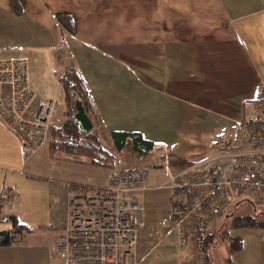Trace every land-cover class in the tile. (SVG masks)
Segmentation results:
<instances>
[{
    "label": "crops",
    "instance_id": "obj_1",
    "mask_svg": "<svg viewBox=\"0 0 264 264\" xmlns=\"http://www.w3.org/2000/svg\"><path fill=\"white\" fill-rule=\"evenodd\" d=\"M60 12L74 16V33L58 22ZM0 57H26L33 88L41 98H55L58 113L62 98L67 105L59 76L77 71L90 100L87 110L76 93L77 113L87 114L91 128H81L77 113L75 119L82 131L96 132L104 146L108 137L105 147L111 153L128 151L130 160L147 169H166L167 154L202 162L200 157L218 152L219 135L233 134L237 122L258 115L264 0H0ZM57 116L49 140L60 127ZM115 131L128 133L127 143L135 134L153 148L142 157L126 147L117 150ZM160 144L165 148H154ZM28 156L0 121V195L5 197L0 219L15 213L33 232L56 227L62 234L63 181L36 174ZM118 162L111 174L131 168ZM168 163L175 169L173 159ZM166 182L150 185V178L141 200L140 264H182L192 257L193 237L181 249L177 232L167 227L169 190L161 187ZM162 189L168 190V200L162 198L167 205L150 195ZM11 228L12 222L0 221V230ZM26 246H0V264H20ZM261 254L243 246L231 263L264 264L257 258Z\"/></svg>",
    "mask_w": 264,
    "mask_h": 264
},
{
    "label": "built area",
    "instance_id": "obj_2",
    "mask_svg": "<svg viewBox=\"0 0 264 264\" xmlns=\"http://www.w3.org/2000/svg\"><path fill=\"white\" fill-rule=\"evenodd\" d=\"M254 119L239 121L233 134L216 139L219 154L208 169L189 166L170 172L168 229L185 249L191 236L208 232L235 204L264 207V86ZM55 98H41L33 88L26 57H0V121L29 155L47 145L58 113ZM162 150L164 145H156ZM145 167L115 171L108 184L89 192L63 182L66 197L63 232L56 242L66 264H140L141 200L150 188ZM11 223L9 216L0 219ZM182 264H207L193 255Z\"/></svg>",
    "mask_w": 264,
    "mask_h": 264
},
{
    "label": "rangeland",
    "instance_id": "obj_3",
    "mask_svg": "<svg viewBox=\"0 0 264 264\" xmlns=\"http://www.w3.org/2000/svg\"><path fill=\"white\" fill-rule=\"evenodd\" d=\"M65 54V53H63ZM62 60H67V54L60 56ZM76 93L79 94L78 91H73L72 98L70 100V109L72 110V116L71 114H68V119L70 117H75V113H77V100H75ZM60 111L58 113V116L55 120V123L62 126L67 119V111L69 108H67V105L63 98L60 101ZM88 110V109H87ZM69 131V130H65ZM71 132H69V137ZM72 137V136H71ZM74 137V136H73ZM57 139V135H54L51 137V140L47 143L46 146H44L42 149H40L36 154L29 155L28 159L30 163H33L36 167V174H40L43 177H46L48 179H54V180H60L63 182H70L76 185H79L83 188H86L89 192L96 188L104 187L107 182L109 181V176H111L110 172H112L111 167L107 166H99L94 165L89 162H87L88 157L84 154H71L67 151H61L57 150L53 155L51 153V147H52V140ZM104 144L106 147H108L110 140L108 137L103 138ZM103 144V143H102ZM215 154H219L218 152H210L207 153V155L200 157L199 159H203L202 162H193L191 160L192 157L189 156H182V155H171L167 154V160H166V169L162 168H156L153 166H149V172H150V178L151 183H157L162 184L168 181L169 179V172H177L183 168L189 167V166H197L200 169H208L213 164L214 161L212 160ZM114 155L116 157V161H120L122 166L126 167H145L143 164L139 162L132 161L130 159H133L131 156V153L128 151H125L124 153L118 154L114 152ZM131 158H130V157ZM129 157V158H128ZM170 159H173L175 162L174 168L172 169L171 164L169 165L168 161ZM122 160V161H121ZM173 163V161H171ZM117 165H115L114 168H116ZM146 168V167H145ZM170 170V171H169ZM154 193V192H152ZM150 195H156V199H162L163 196H167L168 200V190L162 189L160 191L155 192L154 194ZM148 195V196H150ZM165 199H162V201ZM164 204L166 203V200L164 201ZM239 212H247L251 211L254 208V204H252L249 201H243L241 204L238 205ZM258 209H264L263 206H257ZM230 225V219L222 218L218 223H216L213 227L210 228L209 232L212 231H218L220 232L224 231L225 229H228ZM55 227V225H54ZM232 234L240 235L242 236L244 240V246L248 250H252L253 248H258L260 250L264 251V227H257V228H234L231 230ZM25 241L20 242L16 244L17 247H20L21 245L25 244L27 245L24 248H21V252H24V255H22V258L20 260V264H66L65 259L61 258L57 251H56V242L61 234V228H43L42 231H36L31 232L28 231L25 233ZM193 237V236H192ZM193 239L190 243V251L192 256L197 255L199 253H195L193 251ZM188 252L185 250V254ZM212 255L214 258V262L210 264H232L231 263V255L229 252V246L228 243L225 242L223 239L221 242L217 243L216 246H213L212 248ZM257 256V258H260L262 261H264V256Z\"/></svg>",
    "mask_w": 264,
    "mask_h": 264
},
{
    "label": "trees",
    "instance_id": "obj_4",
    "mask_svg": "<svg viewBox=\"0 0 264 264\" xmlns=\"http://www.w3.org/2000/svg\"><path fill=\"white\" fill-rule=\"evenodd\" d=\"M15 11L21 12L18 8V3L15 2ZM56 18L61 26L70 33H74L75 19L74 16L69 12L57 13ZM60 79L64 85L67 95V114L73 115L70 109V100L73 95V91H78L82 95L85 102L83 106L85 109L90 108L88 89L85 86L81 76L74 69H68L61 74ZM69 130V131H65ZM69 132L71 136L69 137ZM54 135H57V139L52 140V151L53 154L57 150L67 151L71 154H84L88 157V162L94 165L114 167L117 162L116 157L111 153L101 142L99 135L94 131L84 132L80 129L78 122L75 117H70L60 127L55 128ZM74 136V137H73ZM129 136L126 132H114L113 138L115 140L117 150L126 149L132 151L137 157H142L148 154V151L153 148V143H149L140 136L133 134V143H127V137ZM5 197L0 195V209L3 208V202ZM243 202V201H242ZM242 202L235 204L230 208L222 218L230 219V225L228 229L220 232H199L193 235V251L203 255L207 264L214 262L212 255V248L223 239L228 243L230 255L233 256L236 252L241 250L244 246V240L242 236L232 234L231 230L234 228H257L264 227V209H258L254 203V208L251 211L239 212L238 205ZM12 222V228L7 230H0V246H11L16 245L20 242H24L25 233L32 231V229L23 224L20 218L15 213L10 216ZM221 218V219H222ZM220 219V220H221ZM219 220V221H220ZM217 221L216 223H218ZM215 223V224H216ZM214 224V225H215ZM213 225V226H214ZM212 226V227H213ZM210 230V229H209Z\"/></svg>",
    "mask_w": 264,
    "mask_h": 264
},
{
    "label": "water",
    "instance_id": "obj_5",
    "mask_svg": "<svg viewBox=\"0 0 264 264\" xmlns=\"http://www.w3.org/2000/svg\"><path fill=\"white\" fill-rule=\"evenodd\" d=\"M76 117L78 118V122L84 131H88L91 128V121L83 110H80L76 114Z\"/></svg>",
    "mask_w": 264,
    "mask_h": 264
}]
</instances>
